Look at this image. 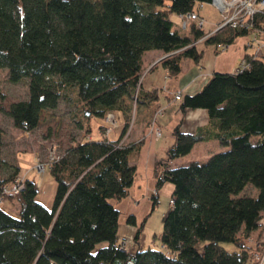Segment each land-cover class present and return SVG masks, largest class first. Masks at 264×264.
Here are the masks:
<instances>
[{"label":"trees","instance_id":"obj_1","mask_svg":"<svg viewBox=\"0 0 264 264\" xmlns=\"http://www.w3.org/2000/svg\"><path fill=\"white\" fill-rule=\"evenodd\" d=\"M209 2L0 0V69L11 83L28 79L27 99L4 109L13 127L32 132L42 112L63 100L75 106L83 129L48 165L55 183L50 208L36 201L38 188L29 179L17 195L2 197L15 198L19 208L12 215L0 206V264H248L261 250L260 234L253 235L264 219V47L260 54L244 52L243 67L213 73L198 92L181 99L182 114L205 110L211 124L193 133L174 128L173 142L154 169L156 189L173 187L162 217L165 251L130 253L117 237L120 212L111 201L127 196L136 175L131 156L137 147L122 139L128 122L116 140L90 135L91 117L104 119L157 100L156 90H138L144 52L166 54L160 63L176 78L183 60L199 63L202 45L229 46L249 34L224 26L206 36L194 22L188 36L172 30L171 14L196 12ZM254 22L264 31V15ZM3 136L0 127V145ZM210 139L228 149L205 162L169 165ZM16 171L0 177V191ZM247 184L256 196L239 195ZM151 202L157 205L156 194ZM127 222L134 223L131 217ZM198 240L206 241L202 252L195 247ZM222 242L236 250H224Z\"/></svg>","mask_w":264,"mask_h":264},{"label":"rangeland","instance_id":"obj_2","mask_svg":"<svg viewBox=\"0 0 264 264\" xmlns=\"http://www.w3.org/2000/svg\"><path fill=\"white\" fill-rule=\"evenodd\" d=\"M170 20L173 24L172 30H176L182 35H189L187 30L180 29V19L178 18V15L171 14ZM257 30L260 31L259 28H257ZM248 35L242 36L237 40L243 39ZM202 46L203 48L206 47L204 45ZM208 49L209 46H207L206 50L208 51ZM27 96L28 79L25 78L18 83H11L7 79L6 70L0 69V127L4 131V136L0 145V177H8L11 171L17 167V176L15 177L20 182V184L26 179L34 181L38 188V193L35 197L36 201L45 207L50 208L54 197L55 183L52 176L47 171L48 165L51 161L55 160L59 155L62 154L72 139L79 138L83 132L82 124L80 122H76L78 116L75 115V106H70L65 101L61 100L54 110L42 112L39 124L32 132L27 133L15 129L10 118H8V116L5 114L4 109H6L12 102L27 99ZM119 114L120 113L118 111L112 113L113 122H106L105 119L102 120L101 118L91 117L89 119L91 135L94 138H98L100 136L98 127L103 124V121L106 126L102 128L101 131L103 134L100 132L101 136L103 135L104 137H107L110 131L116 126L118 120V129L120 130L124 123L122 118H119ZM136 119V107L133 105L131 110H128L126 119L128 123L122 138L123 141H125L132 127L135 125ZM153 122L154 120L151 121L150 126L154 134L153 126L155 125H153ZM85 125L86 123H84L83 127H85ZM106 129L108 130L105 133ZM109 137H114L113 131H111ZM165 137L168 139L170 135L167 133ZM255 138L256 137L253 136L251 141L254 142ZM163 140H166V138ZM212 141L218 145L217 147H219V149H216V147H214L212 144H205L206 142L204 141L196 142L187 154L171 159L169 161V165L171 167L187 165L189 162L195 160L205 162L211 154L222 152L228 149V147L218 144L217 141ZM208 150H211L213 153H208ZM40 164L44 167L42 171L36 168V166ZM163 185H169V183H165ZM2 187L5 189H12L13 186L7 182ZM7 192L8 193H3L2 190L0 191V194L3 193L4 195L2 196L5 197L7 194H9V191ZM171 193L168 196H166L164 193L159 194L157 198V205H155L153 208L151 205L149 206L146 215L142 217L139 223H137V226H133L128 223H120V225L117 227V235L119 238H122L120 240L124 242L123 245L125 250H129L130 253H134L136 251V248L131 249V246L133 244L135 245L136 243L133 242L132 238L135 234V231L139 227L140 231L136 239L139 249L150 247L165 251L161 245L160 235L163 226L162 217L169 209ZM256 194L257 189L251 184L245 185L239 193V195H248L252 197L256 196ZM2 196L0 195L1 208L9 214L15 215L19 208L17 200L15 198L3 200ZM120 216H123V212H120ZM252 239L249 238L251 242L253 241ZM205 243L206 241L198 240L195 243L196 249L202 252ZM220 244L224 250L228 252L236 250L234 245L231 243L222 242ZM98 245L96 246V249L99 248ZM255 255H258L260 258L264 257V244H262L261 250L259 252L251 254L248 264L254 261ZM262 263H264V261H262Z\"/></svg>","mask_w":264,"mask_h":264},{"label":"crops","instance_id":"obj_3","mask_svg":"<svg viewBox=\"0 0 264 264\" xmlns=\"http://www.w3.org/2000/svg\"><path fill=\"white\" fill-rule=\"evenodd\" d=\"M196 12L200 18L203 19L201 29L204 32H211L219 25V13L209 4H202ZM178 18L180 19L179 16ZM256 34L257 42L260 43V45L264 44V31L260 30L256 32ZM250 37L251 34L243 39L236 40L232 45L227 46L224 51H219L214 45H209L208 51L206 50L207 47H205L202 59L199 63H194L187 59L183 60L181 73L176 78L169 77L160 63V60L166 56V54L159 50L144 52L142 55V71L140 73L138 90L143 93L156 90L158 98L151 104L137 105L136 123L124 141L125 144L137 147L131 156V163L135 165L136 175L128 190L127 196L118 201H111L119 212H123V216L119 215L118 226L120 223L130 224L127 222L129 217H131L134 222L131 225L137 226V223L146 215L152 203L151 196L153 194L156 193L158 198L159 194L164 193L168 196L171 193V184L162 185L159 189H156V180L153 172L156 166L158 167L157 164L165 157V149L173 142L172 130L178 127L183 132L193 133L211 124L205 110H188L182 114L179 107L181 99L184 95H192L198 92L213 73L236 71L243 61L242 57L244 52H253L255 50V47H252L253 45L250 46L248 44ZM199 44L201 45V43ZM176 93L180 94V100L174 99ZM158 110L162 112L154 119L153 116ZM118 112L120 113L118 116L122 118L124 126L127 121L128 111L119 110ZM113 113H115V111ZM153 119L161 133L160 137L157 139H155L150 126ZM102 125L103 127L106 126L104 121ZM123 126L120 130L118 129V120L114 129L111 130L113 131L114 137H109L110 131L107 138L109 140L118 139L121 136ZM99 131L100 130H98V132ZM100 132L99 135L101 136ZM167 133L170 135L168 139L165 137ZM164 138H166V140H163ZM212 140L217 141L215 139H210L204 142H206L205 144H212L216 149H219V147H217L218 145L213 143ZM218 144L220 143L218 142ZM208 153L213 152L208 150ZM258 233L261 235L260 241L264 243V219L260 221L259 227L253 236ZM134 236L132 239L133 242L136 243L131 246V249L136 248L137 250L139 245L137 241H135ZM120 239L122 238L118 237V240Z\"/></svg>","mask_w":264,"mask_h":264},{"label":"built area","instance_id":"obj_4","mask_svg":"<svg viewBox=\"0 0 264 264\" xmlns=\"http://www.w3.org/2000/svg\"><path fill=\"white\" fill-rule=\"evenodd\" d=\"M209 4L212 8H214L220 16V23L217 25L214 31L208 32L206 36L216 32L220 28L224 26H231L236 28H241L246 30L249 34H251V37L248 41V44L252 47H255V51L257 54H260L262 47H264V44L260 45V43L257 42V26L255 25V17L256 15L262 14L264 15V0H210ZM191 22L195 23V26L198 28H202L203 25V19L199 17L197 12H191L184 14L180 16V29L181 30H188L189 25ZM257 27V28H256ZM257 42V44H256ZM219 51H224L227 48V45L224 44H218L216 47ZM244 63L242 61L240 67H243ZM239 67V68H240ZM180 94L176 93L174 95L175 100H180ZM161 110H158L154 114V119L158 115L161 114ZM106 122H113L112 119V113H107L104 117ZM153 119V120H154ZM153 125L155 123L153 122ZM154 129V136L155 138H159L161 133L159 128L155 125L153 126ZM108 129L105 130V133ZM36 168L40 171L44 168L43 165H38ZM12 189H5L2 187L3 193H8L7 195H15L18 194L23 189V182L20 184V182L17 180V178L14 179V181L10 182ZM7 188V187H6ZM1 190V191H2ZM0 195H4V194ZM3 197V196H2ZM172 202H170L171 204ZM124 242H121V245L124 247ZM258 254V253H257ZM255 261V262H254ZM254 261L250 264H262V261H264V257H259L258 255H255Z\"/></svg>","mask_w":264,"mask_h":264},{"label":"bare ground","instance_id":"obj_5","mask_svg":"<svg viewBox=\"0 0 264 264\" xmlns=\"http://www.w3.org/2000/svg\"><path fill=\"white\" fill-rule=\"evenodd\" d=\"M255 253V252H254Z\"/></svg>","mask_w":264,"mask_h":264}]
</instances>
